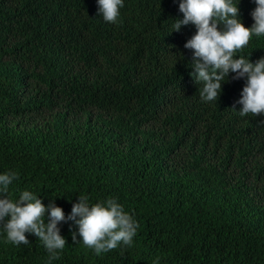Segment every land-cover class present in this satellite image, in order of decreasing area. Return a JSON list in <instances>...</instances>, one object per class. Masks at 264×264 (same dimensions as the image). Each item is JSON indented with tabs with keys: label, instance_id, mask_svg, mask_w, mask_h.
Instances as JSON below:
<instances>
[{
	"label": "trees",
	"instance_id": "16d2710c",
	"mask_svg": "<svg viewBox=\"0 0 264 264\" xmlns=\"http://www.w3.org/2000/svg\"><path fill=\"white\" fill-rule=\"evenodd\" d=\"M179 2L124 0L109 23L96 0H0V174L19 173L8 197L32 191L65 217L79 195L115 198L139 224L131 247L97 256L60 222L51 264H264V116H240L245 78L231 71L202 101L184 47L196 28L172 31ZM237 7L251 27L254 0ZM238 55L264 58V36ZM26 236L6 243L0 226V264H48Z\"/></svg>",
	"mask_w": 264,
	"mask_h": 264
},
{
	"label": "clouds",
	"instance_id": "9594fccd",
	"mask_svg": "<svg viewBox=\"0 0 264 264\" xmlns=\"http://www.w3.org/2000/svg\"><path fill=\"white\" fill-rule=\"evenodd\" d=\"M103 20L116 23L124 0H96ZM251 12L254 23L245 27L238 19V0H180L178 9L183 19L174 20L172 31L182 25L195 26V34L184 47L192 50L190 76L201 84L202 101H216L221 93L222 82L228 73L233 79L245 78V84L236 103L242 107L241 117L264 116V58L250 63L238 55L252 38L264 36V0H254ZM218 25H222L218 27ZM239 56V58H235ZM19 179V173L8 171L0 174V226L6 234V243L27 245L26 233L38 238L48 253V264L60 259L66 240L60 235L58 224L72 221L77 232L72 233L73 243L79 241L99 256L123 245L131 247L139 224L124 211L115 198L89 203L87 195H79L65 217L63 209L54 203L45 206L32 191L24 190L18 199L8 197L9 186ZM47 212V222L45 213ZM157 264V261H153Z\"/></svg>",
	"mask_w": 264,
	"mask_h": 264
}]
</instances>
